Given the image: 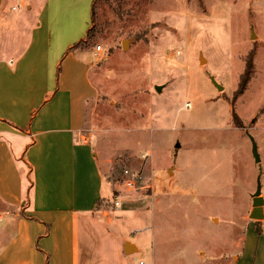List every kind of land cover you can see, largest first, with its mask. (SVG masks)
<instances>
[{
    "label": "rangeland",
    "instance_id": "obj_1",
    "mask_svg": "<svg viewBox=\"0 0 264 264\" xmlns=\"http://www.w3.org/2000/svg\"><path fill=\"white\" fill-rule=\"evenodd\" d=\"M94 11L78 133L101 165L102 219L136 247L133 264H264L252 257L264 218L250 217L258 177L264 198V0ZM126 168L139 188L123 185Z\"/></svg>",
    "mask_w": 264,
    "mask_h": 264
},
{
    "label": "crops",
    "instance_id": "obj_2",
    "mask_svg": "<svg viewBox=\"0 0 264 264\" xmlns=\"http://www.w3.org/2000/svg\"><path fill=\"white\" fill-rule=\"evenodd\" d=\"M94 1L0 0V264H133L136 247L102 219L101 165L78 133L90 65L73 45Z\"/></svg>",
    "mask_w": 264,
    "mask_h": 264
},
{
    "label": "water",
    "instance_id": "obj_3",
    "mask_svg": "<svg viewBox=\"0 0 264 264\" xmlns=\"http://www.w3.org/2000/svg\"><path fill=\"white\" fill-rule=\"evenodd\" d=\"M263 205L264 198L261 195V182L258 177L256 181V189L252 194V211L250 212V217L253 219L264 218ZM124 248L126 252H129L133 247H131V245L126 242Z\"/></svg>",
    "mask_w": 264,
    "mask_h": 264
},
{
    "label": "built area",
    "instance_id": "obj_4",
    "mask_svg": "<svg viewBox=\"0 0 264 264\" xmlns=\"http://www.w3.org/2000/svg\"><path fill=\"white\" fill-rule=\"evenodd\" d=\"M96 50L100 49V46L97 45ZM146 154H148V152H146ZM146 156V155H143ZM122 180H123V185L128 189H136L139 188V180H140V175L138 173L133 172L131 169H124L122 172ZM120 205V201L119 200H115L114 201V206H119Z\"/></svg>",
    "mask_w": 264,
    "mask_h": 264
},
{
    "label": "trees",
    "instance_id": "obj_5",
    "mask_svg": "<svg viewBox=\"0 0 264 264\" xmlns=\"http://www.w3.org/2000/svg\"><path fill=\"white\" fill-rule=\"evenodd\" d=\"M96 1V0H95ZM95 1L93 2V6H92V10H91V23H90V26L88 27V29L86 30V33L85 35L83 36V38H81L77 43H75L73 45V48H83L81 46L82 43L86 44L85 42H87L90 38H91V31H92V28H93V23H94V15H95V11H94V4H95ZM85 48V47H84ZM251 63L248 62L247 63V70L242 74V79L245 80L247 77H248V69L250 67Z\"/></svg>",
    "mask_w": 264,
    "mask_h": 264
},
{
    "label": "bare ground",
    "instance_id": "obj_6",
    "mask_svg": "<svg viewBox=\"0 0 264 264\" xmlns=\"http://www.w3.org/2000/svg\"><path fill=\"white\" fill-rule=\"evenodd\" d=\"M126 43L124 42V45H125Z\"/></svg>",
    "mask_w": 264,
    "mask_h": 264
}]
</instances>
